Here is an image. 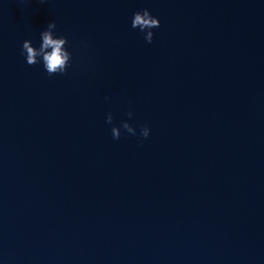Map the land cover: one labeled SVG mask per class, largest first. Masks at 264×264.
<instances>
[{"label": "water", "instance_id": "obj_1", "mask_svg": "<svg viewBox=\"0 0 264 264\" xmlns=\"http://www.w3.org/2000/svg\"><path fill=\"white\" fill-rule=\"evenodd\" d=\"M148 136L155 264H264V0H127Z\"/></svg>", "mask_w": 264, "mask_h": 264}, {"label": "clouds", "instance_id": "obj_2", "mask_svg": "<svg viewBox=\"0 0 264 264\" xmlns=\"http://www.w3.org/2000/svg\"><path fill=\"white\" fill-rule=\"evenodd\" d=\"M131 27L133 29L138 28L145 33V41L152 43L154 37L152 29L160 27V20L152 16L150 10L145 8L133 13ZM56 28V22L54 20L50 21L46 29L40 33L41 43L38 48L33 46L31 40L23 41L21 47V54L25 56L26 63L30 66L42 63L44 70L49 76L66 74L72 60V54L66 47L68 44L67 37L57 35L55 32ZM127 116L131 119L133 113L129 111ZM112 121V114H107L106 123L112 124ZM121 128L131 135H137L136 129L125 120L121 122L120 127L113 126L111 128L113 139L118 140L121 137ZM149 134L150 128L146 125L142 126L139 135L147 139Z\"/></svg>", "mask_w": 264, "mask_h": 264}]
</instances>
